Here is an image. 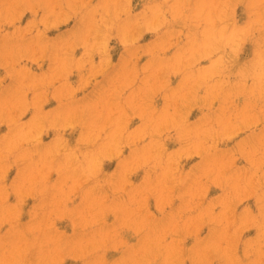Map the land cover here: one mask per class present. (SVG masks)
I'll list each match as a JSON object with an SVG mask.
<instances>
[{
    "label": "clouds",
    "instance_id": "obj_1",
    "mask_svg": "<svg viewBox=\"0 0 264 264\" xmlns=\"http://www.w3.org/2000/svg\"><path fill=\"white\" fill-rule=\"evenodd\" d=\"M0 264H264V0H0Z\"/></svg>",
    "mask_w": 264,
    "mask_h": 264
},
{
    "label": "rangeland",
    "instance_id": "obj_2",
    "mask_svg": "<svg viewBox=\"0 0 264 264\" xmlns=\"http://www.w3.org/2000/svg\"><path fill=\"white\" fill-rule=\"evenodd\" d=\"M238 12H239V9H238ZM241 19H243V17H241ZM50 34H52V33H50ZM145 39H147V37H145ZM246 48H247V46H246ZM115 54L113 55V59L115 60ZM52 103H54V102H52ZM158 103H159V101H158ZM49 106H51V104L50 105H46L45 107H49ZM136 122H138V121H134L133 123H136ZM51 135V133H49V136ZM75 135H76V133H72V135L71 136H69V140L71 141L74 137H75ZM49 137L48 136H46V137H44V139L45 140H47ZM172 145H169V147H171ZM114 166V163L113 164H106L105 165V169L106 170H111V168ZM138 176H134V177H132V179L135 181V180H138ZM29 203H31V201H29ZM109 219H111L110 217H109ZM61 226H63L62 224H61Z\"/></svg>",
    "mask_w": 264,
    "mask_h": 264
}]
</instances>
